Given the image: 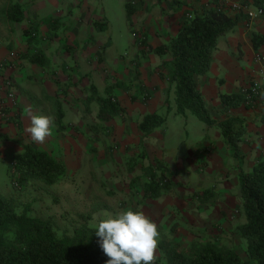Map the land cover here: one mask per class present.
<instances>
[{"label":"crops","instance_id":"obj_1","mask_svg":"<svg viewBox=\"0 0 264 264\" xmlns=\"http://www.w3.org/2000/svg\"><path fill=\"white\" fill-rule=\"evenodd\" d=\"M211 1L116 0L119 5H131L130 22L137 34L139 52L132 58L121 56L108 63L106 40L101 35L105 29L102 24L108 22V0H0V60L17 53L11 57L8 73L18 96L17 121L21 123L20 129L17 123L0 120V134L8 137L7 140L0 139V150L5 156L14 157L21 152V142L50 154H59V150L69 147L68 155L63 159L67 166L68 158L75 159V165L80 166L85 153L86 161L93 162L94 151L100 150L99 139L95 138L92 127L98 121V100L106 96L111 85L122 82L123 85L111 90L124 107L123 113L113 119H117L122 138L121 151L137 154L144 149L146 157L153 155V146L161 143L157 141L161 140V134L155 130L144 137L139 131V123L147 114L163 111L175 91L162 74L164 59L155 50L178 34L184 18L194 10L208 7ZM15 6L21 11V21L12 18ZM227 13L237 15L231 7ZM256 33L264 35V18H241L220 37L210 71L198 77L213 118L223 121L228 117H241L247 124L246 136L239 145L243 156L239 161L230 152L225 153L226 161H222L219 154L228 147L217 131L216 141L209 138L203 145L206 152L191 151L187 157L192 169L203 168L199 185L214 176V188L218 193L207 194V202L196 209L190 201L170 195V187L158 198L145 197L148 185L132 191L128 189L129 182L127 188L119 190L127 191V196H132L136 203L137 197H141L135 208L155 221L157 228L165 223L171 239L184 247L190 248L198 241L199 244H216L235 251L243 260L248 257L237 230L245 222L239 170L251 171L264 157V103L252 106L243 103L224 112L220 94L236 93L244 98L252 81L263 79L257 56H264V45L258 52L254 50ZM34 55L39 57L38 62H32ZM30 113L53 119L52 135L43 144L34 142L26 130ZM111 121L106 127L111 128ZM60 125L64 126L63 131L59 130ZM209 128L215 129L214 126ZM192 155L199 157L195 159ZM166 160L158 159L156 169L163 170V179H170L167 172H175L170 171V165L182 167L184 164L181 157L175 162L170 156ZM148 168L153 167L150 164ZM110 178L108 173L109 181ZM196 187L198 185L193 184L192 188ZM170 205L187 208L184 214L189 217L182 219L185 226L176 224L181 212L178 216L171 212L165 215ZM240 249L243 250L241 253ZM159 254L157 246L156 258Z\"/></svg>","mask_w":264,"mask_h":264},{"label":"trees","instance_id":"obj_2","mask_svg":"<svg viewBox=\"0 0 264 264\" xmlns=\"http://www.w3.org/2000/svg\"><path fill=\"white\" fill-rule=\"evenodd\" d=\"M241 1L248 8L262 9L261 17L264 18V0ZM228 8L223 10L216 0H212L208 7L194 10L182 20L178 34L155 52L164 59L162 74L174 86L175 112L185 115L190 110L208 126L219 128L232 156L239 161L243 157L239 145L247 133L246 120L241 117H228L223 121L213 118L198 83V77L207 74L212 67L220 37L236 26L241 18H249L245 10L231 16L227 13ZM127 10L130 15V3H127ZM12 18L22 20L18 6L13 8ZM263 45L264 35L254 34V50L258 52ZM31 60L38 62L39 57L34 55ZM121 85L122 82L111 85L106 96L99 98V122L92 126L93 129L99 125L104 128L106 123L123 113L124 107L111 92L114 86ZM220 98L224 112L244 103L241 94L222 93ZM166 121L167 117L161 114H147L139 123V131L147 137L164 126ZM17 125L21 129L19 121ZM59 130L63 131L64 126L60 125ZM0 139L7 140L8 137L0 134ZM22 148L16 157L15 171L10 174L11 182L27 187L35 180L51 186L67 175L64 161L31 145H23ZM239 171L245 222L237 230L245 240L248 260L216 244L196 243L186 248L180 243L163 240L159 242L160 254L153 264H264V157L251 171L246 172L242 168ZM154 178L152 175L146 198L162 195L161 182H155ZM166 180L170 182L169 178ZM164 192H168V188ZM98 241L95 227L82 225L71 235L60 234L52 223L32 215L28 206L21 211L12 198L0 193V264H106L109 257Z\"/></svg>","mask_w":264,"mask_h":264},{"label":"rangeland","instance_id":"obj_3","mask_svg":"<svg viewBox=\"0 0 264 264\" xmlns=\"http://www.w3.org/2000/svg\"><path fill=\"white\" fill-rule=\"evenodd\" d=\"M123 5H119L116 0H108L106 7L108 22L102 24L105 29L101 35L106 40L105 58L108 63L111 59H119L121 56L132 58L139 52L138 39L133 36L135 28L130 22L126 3ZM168 105L170 110H168ZM175 109L176 95L174 91L170 104H167L165 109L159 112L167 117V121L164 126L156 129L157 134H161V140L157 141L162 144L153 146L155 149L153 155L146 157L144 149L137 154H123L121 151L123 142L117 119L112 120L111 128L105 126L103 129L100 128L101 125L95 128V138L99 139L100 150L96 148L94 151V161L88 163L85 159L86 153L80 166L75 165L77 162L75 159L68 158L67 175L60 182L51 186L35 180L27 187H20L11 182L10 174L14 173L16 157L23 148L14 157L5 156L0 150V193L12 198L19 210L22 211L28 206L32 215L52 223L60 234L69 235L75 228L82 225L95 227L100 218L118 214L129 208L137 210L135 207L138 206V201H141L142 198L138 196L136 203L132 196H127V191L119 190L121 187L127 188L129 182L131 185H128V189L146 188V185L152 182V173H154L155 182H161L162 194L165 193L166 188L170 187V195L178 196L182 200L186 199L198 209L203 205V202H207V194H212V192L217 194L218 189L215 191L214 176L202 184L203 187L199 185V176L202 174L203 168L197 166L192 169L187 157L191 151H204L203 145L209 138L216 141V131L221 136L222 133L217 127L209 128L192 111L188 110L185 115H181L177 114ZM98 122L99 120H96L94 124H98ZM21 145L24 144L21 142ZM69 150V147H66L59 150V154L51 155L57 160L64 161ZM226 152L231 154L229 148L223 149L219 154L222 161L223 159L226 161ZM168 156L173 162L178 161V158L181 157L184 164L182 167L170 165V171H175L171 172L172 174L167 172L170 175V184L166 178L163 179V170L156 169L157 160L167 162ZM191 157L197 159L199 156L192 155ZM150 164L153 167L151 169L148 168ZM108 173L111 175L110 181ZM195 183L198 187L192 188ZM186 211L187 208L170 205V209L165 211V215L171 212L176 216L178 212H181L180 216L177 215L179 219L176 224L185 226L182 219L189 217L184 214ZM166 227L167 225L164 223L157 228L158 241L170 240L179 243L171 239L170 231H166ZM242 240L246 244L243 238ZM198 242L200 243V241ZM243 250L240 249L239 252L241 253Z\"/></svg>","mask_w":264,"mask_h":264},{"label":"clouds","instance_id":"obj_4","mask_svg":"<svg viewBox=\"0 0 264 264\" xmlns=\"http://www.w3.org/2000/svg\"><path fill=\"white\" fill-rule=\"evenodd\" d=\"M30 115L27 132L43 144L52 135L53 119ZM99 246L109 259L106 264H153L156 259L159 232L155 221L140 210L131 208L100 218L95 225Z\"/></svg>","mask_w":264,"mask_h":264},{"label":"built area","instance_id":"obj_5","mask_svg":"<svg viewBox=\"0 0 264 264\" xmlns=\"http://www.w3.org/2000/svg\"><path fill=\"white\" fill-rule=\"evenodd\" d=\"M220 7L225 10L228 7L236 11L245 10L250 20H255L263 15L262 9H252L242 5L241 0H216ZM134 3V1H132ZM136 37L137 34L133 33ZM17 56L13 53L10 57L0 60V120L17 123L18 96L16 94L12 79L8 73L11 68V57ZM257 61L261 65L262 80H253L244 92V103L247 106L264 103V56L258 55ZM16 119V120H15Z\"/></svg>","mask_w":264,"mask_h":264}]
</instances>
